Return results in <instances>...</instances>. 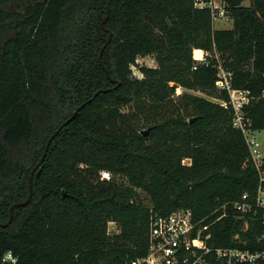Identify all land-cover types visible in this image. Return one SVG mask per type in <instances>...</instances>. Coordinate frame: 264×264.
Segmentation results:
<instances>
[{"label": "trees", "instance_id": "1", "mask_svg": "<svg viewBox=\"0 0 264 264\" xmlns=\"http://www.w3.org/2000/svg\"><path fill=\"white\" fill-rule=\"evenodd\" d=\"M226 2L231 28L194 0H0V264L8 249L18 264H130L152 211L180 207L204 218L213 245H254L258 220L242 231L234 202L255 193L258 171L217 67H193L217 49L264 129V0ZM147 54L157 64L134 75Z\"/></svg>", "mask_w": 264, "mask_h": 264}, {"label": "built area", "instance_id": "2", "mask_svg": "<svg viewBox=\"0 0 264 264\" xmlns=\"http://www.w3.org/2000/svg\"><path fill=\"white\" fill-rule=\"evenodd\" d=\"M194 4L210 9L215 26L220 19L232 18L226 0H194ZM200 64H214L217 67V74L221 78L219 87L226 88L230 94L229 100L221 101L226 107L233 108L234 126L243 132L250 160L258 171L259 183L255 193L243 192L234 202V207L240 211L239 216L245 218L242 231H246L251 220L256 219L259 233L253 239L252 246L213 245L209 224L203 222L204 218H196L192 208L180 207L168 213L153 210L147 251L133 258L130 264H264V150L257 136L260 129L254 126V120L245 108L255 94L250 88L233 85V70L225 67L217 49L201 52L193 67L197 68ZM259 96H264V90ZM101 177L109 179L112 172L103 169ZM110 224L116 223L110 221ZM241 235V231L236 233L237 243L247 241ZM2 260L18 264V257L10 249L5 251Z\"/></svg>", "mask_w": 264, "mask_h": 264}, {"label": "water", "instance_id": "3", "mask_svg": "<svg viewBox=\"0 0 264 264\" xmlns=\"http://www.w3.org/2000/svg\"><path fill=\"white\" fill-rule=\"evenodd\" d=\"M250 1L252 3L253 8L256 9V0H250ZM109 15H110V7L108 9V15L103 19L102 24L105 23V21L108 19ZM110 39H111V36H110L109 40ZM106 44L107 43H105L103 45V47L101 48L100 53H99V59H100L101 64H103L102 54H103V50H104ZM106 70H107V73L109 74L108 69H106ZM101 91H102V89H98L95 92V95L94 96H96L97 94H99ZM91 100H92V98L88 99V101H91ZM81 106L82 105L78 106L77 109L73 112V114L69 118H67L66 121H64L63 123H61V125H59V127L48 138L47 143H46V146H45V150H44L41 158L39 159V161L37 162V164L35 165V167L32 169L31 178H30V193H29L28 197L26 199H24V200L16 201V202L12 203V205L10 206V218H9V220L7 222L3 223L4 225H7V224H9L12 221V219H13V210H14V208L16 206H20V205L26 204L32 198V194H33L32 178H33V175H34V170L37 167H39L38 171L36 172V177H35L37 179L38 176H39V174H40V172H41V166L40 165H41L42 161L44 160V158L46 156V153H47V151L49 149L50 143L52 142L53 138L60 132V130L64 127V125L66 124V122L70 121L77 114V112L80 110ZM194 119H195V117H192L191 118V120H194ZM149 130H150L149 127L148 128H145V129H143V133H147ZM0 224H2V223L0 222Z\"/></svg>", "mask_w": 264, "mask_h": 264}, {"label": "rangeland", "instance_id": "4", "mask_svg": "<svg viewBox=\"0 0 264 264\" xmlns=\"http://www.w3.org/2000/svg\"><path fill=\"white\" fill-rule=\"evenodd\" d=\"M251 1L250 0H245V3L246 4H249ZM233 26V19L230 17V18H227V19H220L216 22V27L217 28H231ZM104 51V50H103ZM100 53V51H99ZM102 59H103V54H102ZM157 64V61L156 59L154 58L153 55L151 54H147L145 56H140L138 59H137V62L135 64H132V68H133V74L136 75V76H142V72H141V66L142 65H156ZM185 88L183 86H180L178 87V90L177 91H182L184 90ZM190 91H193L195 93H198V94H201V95H205V96H208L210 98H213L212 96L208 95L207 93L203 92V91H200V90H192L190 89ZM127 109V108H125ZM257 136H258V139L261 141L262 143V147H263V150H264V129H260L258 132H257ZM186 162H189L190 159L189 158H185L184 159ZM37 164V163H36ZM35 164V165H36ZM34 165V167H35ZM33 167V168H34ZM32 168V169H33ZM39 167H37L35 170H34V175L35 173L38 171ZM33 175V178H32V187H33V191H34V181L36 180V178L34 177ZM111 226V230H116L117 229V226L116 224H110Z\"/></svg>", "mask_w": 264, "mask_h": 264}]
</instances>
